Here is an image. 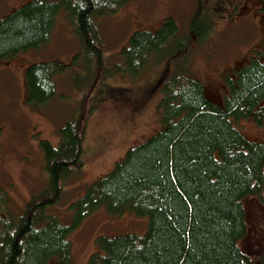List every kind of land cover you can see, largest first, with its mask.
I'll use <instances>...</instances> for the list:
<instances>
[{"label":"trees","instance_id":"1","mask_svg":"<svg viewBox=\"0 0 264 264\" xmlns=\"http://www.w3.org/2000/svg\"><path fill=\"white\" fill-rule=\"evenodd\" d=\"M127 1L28 0L0 17L1 60L40 47L60 13L70 14L81 49L67 62L30 64L26 99L43 109L57 97L58 75L82 93L78 111L59 129V142L39 141L47 181L27 199L23 212L9 210L10 198L0 188V264H74L69 236L100 208L110 216L149 217L148 228L99 235L84 264H264V139L243 131L245 123L264 125V33L247 61L224 69L221 95L211 96L186 61L169 71L168 61L187 57L192 42L185 36L187 42L172 54L165 50L178 36L171 16L154 30H135L120 51L107 53L97 19ZM228 2L234 10L239 0ZM260 11L264 14V0ZM201 15L202 5L190 27L203 38L214 23ZM150 61L161 68L163 79L160 128L131 145L109 172L73 190L80 194L83 185L81 195L70 201L67 220L51 213L64 201L69 182L84 176L87 130L96 112L93 91L104 93L111 78L135 77Z\"/></svg>","mask_w":264,"mask_h":264},{"label":"rangeland","instance_id":"2","mask_svg":"<svg viewBox=\"0 0 264 264\" xmlns=\"http://www.w3.org/2000/svg\"><path fill=\"white\" fill-rule=\"evenodd\" d=\"M26 1L0 0V17ZM260 4L261 0H240L232 12L233 6L228 0H128L115 13L102 16L97 21L107 44V53L116 54L135 30H154L166 17L175 18L178 36L166 44L165 50L169 49L172 54L180 43L187 42L185 36H189L192 42L187 57L173 56L168 61L169 71H174L177 63L186 61L192 74L207 84L208 93L218 97L221 95L224 69L240 66L248 60L249 50L260 45L258 37L264 33V14L260 11ZM200 5L203 7L200 18H208L214 23V30L211 32L209 29L203 38L192 32L190 27L192 15ZM71 20L67 12L60 13L47 42L0 60V188L10 198L8 208L15 215L23 212L27 199L47 181L40 139L48 138L57 144L60 127L79 108L82 93L64 75L56 76L57 97L41 110L30 105L25 92V72L30 64L52 59L67 62L81 49ZM111 58L113 55H109ZM157 66L150 61L135 77H114L104 93L93 91L92 95L103 100L92 98L96 112L87 130V148L83 154L87 164L83 180L79 177L69 182L64 201L51 207V213L67 220L71 212L70 201L81 195L85 182L109 172L131 145L160 128L157 105L162 96L160 85L163 79L161 68ZM114 91L119 94L117 97H114ZM78 92L79 97L75 95ZM243 127L250 138L264 139V125L245 123ZM81 183L82 191L74 195L73 190L78 192ZM252 222L257 226V222ZM148 223L149 217L146 216L129 212L110 216L104 208L96 210L69 236L73 242V263L88 261L97 249L99 235L144 233Z\"/></svg>","mask_w":264,"mask_h":264},{"label":"flooded vegetation","instance_id":"3","mask_svg":"<svg viewBox=\"0 0 264 264\" xmlns=\"http://www.w3.org/2000/svg\"><path fill=\"white\" fill-rule=\"evenodd\" d=\"M240 1V0H239ZM261 3H262V0H261ZM261 5V4H260ZM235 10V9H234ZM234 10H233V12H234Z\"/></svg>","mask_w":264,"mask_h":264}]
</instances>
